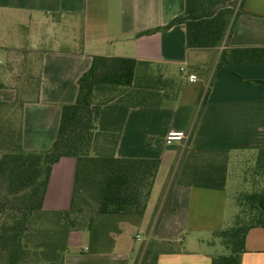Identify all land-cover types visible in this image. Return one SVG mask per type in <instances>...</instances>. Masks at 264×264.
<instances>
[{"label": "crops", "instance_id": "1", "mask_svg": "<svg viewBox=\"0 0 264 264\" xmlns=\"http://www.w3.org/2000/svg\"><path fill=\"white\" fill-rule=\"evenodd\" d=\"M185 7L186 0H0V101L12 112L23 103L15 112L25 150L52 147L62 106L75 102L95 55L151 61L181 85L159 107H131L116 149L160 159L144 214H104L94 252L88 229L71 231L63 264H141L152 240L182 245L160 252L156 264H212L220 255L214 232L235 215L233 163L264 148V61L250 60L264 59V0H244L222 43L207 48L187 47L183 23L153 30ZM170 130L187 137L169 144ZM75 169L70 156L53 165L45 209L70 207ZM240 264H264V227L248 231Z\"/></svg>", "mask_w": 264, "mask_h": 264}, {"label": "trees", "instance_id": "2", "mask_svg": "<svg viewBox=\"0 0 264 264\" xmlns=\"http://www.w3.org/2000/svg\"><path fill=\"white\" fill-rule=\"evenodd\" d=\"M243 2L186 0L183 14L153 30L183 23L188 48L215 47ZM155 67L135 57L95 55L78 80L75 102L62 106L56 140L47 150L23 148L22 122L15 112L23 103L17 100L12 112V105L0 101V264H63L71 231L88 229L89 250L94 252L104 214H144L160 159L120 157L116 149L131 107H159L178 96L180 81ZM253 155L251 174L264 181V148ZM67 156L76 159L71 205L47 210L44 198L52 167ZM237 200L235 224L214 232L228 253L215 256L212 264H240L248 231L264 227V186L240 192ZM181 250L176 240H152L141 264H156L162 251Z\"/></svg>", "mask_w": 264, "mask_h": 264}, {"label": "rangeland", "instance_id": "3", "mask_svg": "<svg viewBox=\"0 0 264 264\" xmlns=\"http://www.w3.org/2000/svg\"><path fill=\"white\" fill-rule=\"evenodd\" d=\"M155 69L161 70L158 67H155ZM175 72L179 74L178 69L176 68ZM16 117V115H15ZM254 155H245L241 157L240 159L236 160L233 163L232 166V174H231V182H230V199L233 201V205L235 208V215L233 219L230 221L229 227L233 226L235 224V219L237 214L239 213V204H238V194L242 191H252L253 189H262L264 186V181L259 176H253L252 173V166L254 163ZM167 172V168L165 165L163 166L161 170V176H163ZM44 225H47L45 223ZM136 229H133L131 232L132 236L135 237ZM215 239H218V243L221 246L220 254H227L228 250L224 243L222 242L221 238L215 237ZM137 245H141L142 241L136 240Z\"/></svg>", "mask_w": 264, "mask_h": 264}, {"label": "built area", "instance_id": "4", "mask_svg": "<svg viewBox=\"0 0 264 264\" xmlns=\"http://www.w3.org/2000/svg\"><path fill=\"white\" fill-rule=\"evenodd\" d=\"M181 70H184V68H181ZM189 79L191 81H195L196 80V75L195 74H192V73L189 74ZM186 137H187V134L183 130H170L167 133L166 142L170 144V143H172L174 141L183 140Z\"/></svg>", "mask_w": 264, "mask_h": 264}]
</instances>
